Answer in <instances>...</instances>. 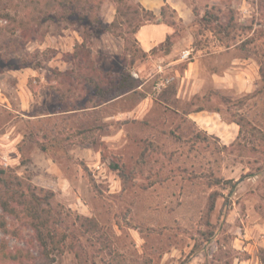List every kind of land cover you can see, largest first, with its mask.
Returning <instances> with one entry per match:
<instances>
[{
  "label": "rangeland",
  "instance_id": "1",
  "mask_svg": "<svg viewBox=\"0 0 264 264\" xmlns=\"http://www.w3.org/2000/svg\"><path fill=\"white\" fill-rule=\"evenodd\" d=\"M26 1L18 14L20 0H0V167L29 179L41 195L53 192L70 235L51 253L53 264H264V0H156L155 10L148 0H125L129 18L118 24L125 38L102 31L117 6L125 8L105 0L94 28V65L107 79L124 71L143 81L136 94L107 102L73 54L83 25L38 21ZM207 12L211 19L202 21ZM138 22V30L169 27L167 53L144 57L132 31ZM191 62L204 84L196 98L194 69L186 71ZM37 63L41 69L23 66ZM226 72L244 75L248 86L213 76ZM67 105L75 109L62 111ZM201 106L228 120L244 118L239 143L224 150L220 136L188 117ZM201 131L214 136L196 138ZM215 177L238 182L214 185ZM4 219L0 250L38 256L27 220Z\"/></svg>",
  "mask_w": 264,
  "mask_h": 264
},
{
  "label": "trees",
  "instance_id": "2",
  "mask_svg": "<svg viewBox=\"0 0 264 264\" xmlns=\"http://www.w3.org/2000/svg\"><path fill=\"white\" fill-rule=\"evenodd\" d=\"M105 0H44L33 2L34 11L36 15L34 16L38 21L42 19H54L58 21L71 20L79 22L83 25V41L75 44V53L74 57H78L81 62V67L83 66L86 69V74L81 71L84 79L91 85L94 86L95 94L98 99L103 100L101 102L111 101L117 98H122L130 94H136L139 90V87L142 85L143 81L141 79L133 77L131 72H122L119 76L107 79L104 78L98 69L95 67L94 62L91 58L92 42L93 36L98 33L95 30V26L99 24L103 12V4ZM29 1L20 0V3L17 5L16 12L22 11L25 7L29 6ZM125 6V8L117 6V14L114 20L106 25L105 29L102 31H110L114 35L122 36L125 38L124 33L118 30L119 27V18L121 16L128 17V10L125 5V0H116ZM42 4V5H41ZM141 9L149 16L150 21H155L156 15L152 10L145 9L142 5ZM166 7L162 8V14H165ZM138 13V11H136ZM6 18L10 17V13L4 15ZM19 17V16H18ZM133 18V17H132ZM135 18V17H134ZM211 19L210 13L207 12L203 17L202 21H209ZM219 21V18H216ZM129 22H132V19H128ZM22 18L19 19V22L22 23ZM158 22V21H155ZM141 23H136V26L132 29L135 33L138 31ZM95 30V31H94ZM171 36L168 35L166 39L158 46L153 47L149 51H145L141 48L142 53L146 59H150V56L166 49L171 46ZM166 47V48H163ZM250 55H247V57ZM136 61L132 60V64H135ZM25 67H33L35 69H41V63L35 65H23ZM260 75L264 80V61L260 65ZM141 94V93H140ZM142 96H144L142 94ZM200 97V95H194L193 98ZM206 99V100H205ZM63 100V99H62ZM202 100L207 101L206 97H202ZM100 105L97 103L93 106ZM75 108L73 106H65L62 111L68 112L73 111ZM205 107H198L196 111L203 110ZM194 111V110H193ZM222 115L223 120L229 122H235L240 126V132L230 145H222L224 150H229L234 147L242 136L244 128L246 126L245 119L231 117L229 120L225 117L224 113L220 109H215ZM192 112L188 111L187 115ZM206 134V135H205ZM208 136H214L207 134L204 131V134L199 132L196 135V138H202L205 140ZM264 137V135H262ZM38 142V141H37ZM41 143H39L40 145ZM44 150V146H40ZM111 167L114 169H119L120 165L118 163L111 162ZM238 181L233 179H225L215 177L212 181L214 185L227 186L230 185L231 188L236 186ZM53 198V192H47L44 195H41L35 185L29 179H26L22 176L17 175L13 169L1 168L0 167V208L2 209V216H0L1 226H5L4 216H13L14 218H22L25 224L29 223V226L34 230L35 240L39 244V255L34 256L29 251H24L18 249L17 251L7 250L3 247L0 250V257L4 261H20L21 264H53L55 261L54 257L51 256V253L54 250L62 248V243L70 237L69 231L65 226V219H62V212L57 210L53 206L51 199ZM215 196H211V209L215 208ZM227 203H224L223 208ZM89 219V218H88ZM64 227L63 231L59 229ZM32 245L34 242L32 240ZM79 254V253H78ZM80 257V255H78ZM26 260V261H25ZM264 261V258L262 259ZM87 261H81L80 264H87ZM1 264V263H0ZM136 264V263H135Z\"/></svg>",
  "mask_w": 264,
  "mask_h": 264
},
{
  "label": "crops",
  "instance_id": "3",
  "mask_svg": "<svg viewBox=\"0 0 264 264\" xmlns=\"http://www.w3.org/2000/svg\"><path fill=\"white\" fill-rule=\"evenodd\" d=\"M145 2L144 0H142ZM156 0H148V5L150 8L156 9ZM155 27H151V25H145L140 30H138V38L141 41L142 49L145 51H149L153 47L157 46V43L161 44L165 39H163L167 33H169V27L160 23V24H154ZM154 28V29H153ZM168 36V35H167ZM166 36V37H167ZM158 44V45H159ZM194 70H193V69ZM191 74L194 77V80L191 84V90L190 93L194 95H200L204 91V84L203 81L199 78L200 72L196 68V62H191L189 64V68H187L186 71H190ZM197 69V70H196ZM218 74L215 73L213 76H217L220 79L218 82H221V80H228L236 83L237 85L244 84L245 86H248L249 80L246 79V77L239 72H233V73H224ZM243 78V79H242ZM216 80V79H215ZM217 83V82H216ZM250 86H252L251 83H249ZM182 93L181 88L179 89V92H177V97H180ZM5 100V99H0ZM9 102L11 99H7ZM24 101V99H21ZM188 117L191 118L196 124H198L202 129H204L206 132H209L211 134H217L222 138L223 142L225 144H229L230 142L234 141L239 132H240V126L235 122H226L223 120L221 114L215 110L210 109H203L199 111H192L188 114Z\"/></svg>",
  "mask_w": 264,
  "mask_h": 264
},
{
  "label": "built area",
  "instance_id": "4",
  "mask_svg": "<svg viewBox=\"0 0 264 264\" xmlns=\"http://www.w3.org/2000/svg\"><path fill=\"white\" fill-rule=\"evenodd\" d=\"M191 55V51L190 50H186L183 52V58H189Z\"/></svg>",
  "mask_w": 264,
  "mask_h": 264
}]
</instances>
